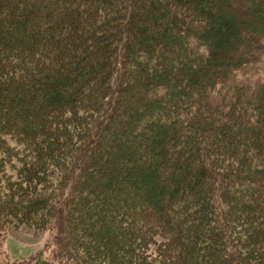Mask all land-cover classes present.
Instances as JSON below:
<instances>
[{
	"label": "trees",
	"instance_id": "16d2710c",
	"mask_svg": "<svg viewBox=\"0 0 264 264\" xmlns=\"http://www.w3.org/2000/svg\"><path fill=\"white\" fill-rule=\"evenodd\" d=\"M7 3L2 19L11 11V19L7 21L24 32L22 37L6 41L7 48L27 51L26 47L48 41V50L54 49L47 57L39 45L33 63L29 61L18 68L9 64L7 77L2 78L0 73V85L6 89L2 93L0 88L1 108L4 103L19 106L22 100L37 103L31 122L26 120L22 128L15 129L32 156L40 160L52 157L54 147L58 144L60 148L59 141H65L61 137V123L65 121L57 111L61 106L85 94L95 96L101 103L111 92L117 93L109 113L98 121V131L95 125L92 131H82L85 142L80 154H76L81 167L73 170L75 162H69V170H61L66 197L62 202L56 201L57 192V196L46 199L50 212L55 214L49 217L57 219L60 228L57 264H240L236 254L248 258L249 253L244 249L241 252L240 248L233 252L224 249L228 248L225 244L230 238L219 225L215 208L220 201L214 192L219 193L215 190L219 179L240 180L245 186L241 189L228 186L231 193L239 195L244 191L248 198L256 197L259 203H264V81L254 88L231 82L235 71L254 65L264 52V0H135L125 16L120 14L119 6L118 11L115 8L114 18L107 24L112 26L103 32L100 26L89 30H101L96 36L82 31L85 22L79 16L83 9L77 0ZM56 13L61 14L56 17V24L43 20ZM29 15H42L45 23L37 29ZM3 20L7 23L6 18ZM119 20L123 22L120 27ZM3 28L9 29V24L1 25L2 31ZM55 28L58 30L54 31ZM74 45L78 48L77 55L68 53ZM117 71L115 88L114 81L113 84L110 81ZM1 110L6 123L9 115L4 108ZM161 111H167L170 120ZM227 117L225 125L222 121ZM180 120L185 123L183 128L177 126L172 131L165 124L178 125ZM153 127L156 131L150 133ZM224 127L227 129L223 130ZM209 129L224 137L227 153H236L239 145L241 153L234 163L241 170H232L227 175L209 170L203 162L201 169L197 167L192 150L194 141ZM142 137H146L144 143ZM159 140L169 143L167 152L165 147L149 150ZM116 142H119L118 150ZM145 150L149 153L146 159ZM59 154L63 159V154ZM166 154L171 159L166 166L174 170L168 184H158L159 177L166 173ZM139 160L147 162L145 169L126 164ZM157 164L163 165L162 170L149 167ZM104 169L109 172L98 181L97 176ZM34 174L35 170L25 173L24 180L34 179ZM148 181L153 183L150 188L165 200L163 214L147 216V224L153 227L151 232L143 224L144 228L137 227L141 231L136 228L134 231L140 237H152V241L153 232L163 235L165 254L157 250L152 253L142 239H134L136 234L132 238L134 243L128 245L120 238L127 228L125 219H130L127 215L135 209L131 202L125 201L124 187L128 192L127 187L135 190L136 185ZM25 190H19V196L9 191L1 200L13 201L18 212L23 209L39 214L40 205L46 201L39 199L40 203H36L34 195L27 196ZM231 193L225 190L224 194L227 205L234 209L232 214L240 219H259L261 225L253 226L249 234L252 238L256 235L262 238L264 207L260 204L263 208L253 213L248 200L238 203L234 196L227 195ZM139 196L138 200L144 203L152 201L147 192L136 194L135 198ZM19 197L21 205L15 202ZM124 205L131 213H124ZM246 258L241 264H257L256 260Z\"/></svg>",
	"mask_w": 264,
	"mask_h": 264
},
{
	"label": "rangeland",
	"instance_id": "374dc122",
	"mask_svg": "<svg viewBox=\"0 0 264 264\" xmlns=\"http://www.w3.org/2000/svg\"><path fill=\"white\" fill-rule=\"evenodd\" d=\"M15 1L16 0H0V24L2 26L3 24L4 26H6V24H9V29L3 28V31L1 30L0 25V73L3 75L2 78L7 77V74L9 73V64L14 65V68H18L23 63L29 61H31L29 63H33L32 60H34L35 58L34 53L39 45L41 48L40 51L47 57H49L50 52L54 50L53 47L51 51L48 50V41H41L35 46L26 47L25 50L27 51L21 52H19L17 49L14 50L13 47L7 48V46L4 45L6 41L12 42L11 39L16 40V38H18L19 36L22 37L24 33L19 31L17 27H15L17 29H15L14 26L12 27L11 22L7 21L8 18L11 19V11H9V14H5V17H3V19L6 18L5 21L7 23L3 22L4 20L2 19L3 12H5V9H7L5 8V5L8 4L7 2ZM112 1H114L115 3H112ZM107 2L108 3H105V1L103 0H77V5H79V8L83 9V14L79 16V19H82V21L85 22L84 24H82V31L88 33V36L91 34L96 36L98 33H100L101 30L103 32L106 27L112 26H108L107 24H109L108 22L113 20H111V18H114L112 14L115 11V8L118 11V6L121 8L119 10L120 14L122 13V16H125L126 13L130 9L132 10V7L135 5V0H108ZM8 9L10 10L11 8L9 7ZM59 15L61 14L56 13V16L54 15V17L48 16L50 18H41L42 15L40 17H36L35 15L29 16L31 20H33V23L36 24V27L38 29V25L43 24L47 21L56 24V17H58ZM69 16L73 17V15ZM69 18L71 19V17ZM41 19H43L45 22H42ZM122 24L123 22L121 20L117 21L118 27H120ZM95 26H100L101 30H98L96 32L95 30L89 31ZM33 27H35V25H33ZM33 30L35 29H31V31ZM53 30L57 31L58 28H55ZM24 31L25 34L28 32L27 27L24 29ZM122 32L125 31L123 30ZM74 46L75 48L73 49V51L68 48V53L72 52L77 55L78 48L76 47V45ZM79 46L82 47L81 44H79ZM40 51L38 53H40ZM79 51L78 53H80ZM95 52L96 51H94V53ZM93 61L94 59L89 62ZM54 63H56V61H54ZM118 72L119 71L113 74L110 84H113L112 81L115 80L117 74H119ZM262 81H264V52L260 56L257 63H255L254 65L247 66L246 68L242 67L240 68V70L238 69L234 72L233 78H231L232 83L247 84L252 86V88L256 87V85L261 83ZM115 82L116 81H114L113 86L116 88L117 84ZM113 86L110 85V91H112ZM179 87L182 89V84H180ZM0 88L2 90V93L6 90L5 86L0 85ZM88 89H90V87H88ZM115 94L117 95V93H115L114 91L111 92V94L107 96V99H103L101 103H98L96 101L97 98L95 96L91 97L90 94H85L80 98L77 97L78 99H74L71 103H67L61 106L57 111H59V116H62V121H65V123H61V128H63V130H61L62 136L60 135L62 138H65V141H59L60 148L58 147V144L56 148L54 147V152L52 151L51 155L52 157H43L41 160L39 159V157L32 156V153H30V149L25 147L24 143L19 139V134L15 132V129H19L24 126L26 120L31 122L30 118H32L35 112L37 103H35L34 101H27L25 103L22 100V102L19 103V106L13 104V106L11 107L10 105H5L4 103L2 105V108L0 107V264H57L56 252L60 228L57 227V219L49 217H54L55 214L50 212V203L47 202L46 199L48 196L50 199L53 198V195L57 196V192L58 197L56 198V201L62 202L63 199L66 197V192L64 190L66 188V184L63 183L61 170H69V162H75V164L73 165V170L79 168L80 159H78L77 162L78 156L76 154H80L81 146H83L85 142L83 138L86 136L85 133H82V131H92L94 130V125L98 131L100 126L98 121L101 119V116H103L105 113H109L111 109L112 98L113 96H115ZM218 94H220V92L217 93V96H215L216 98H218ZM3 108L5 113L7 112L9 115V122L7 121L6 123L4 122V118H2L1 114L3 113V110H1ZM178 110L180 113H182L179 108ZM161 113L165 118L170 120L171 115L168 117L169 114L167 111H161ZM226 119H228V117L225 119L223 118L222 121L223 123H225V125H227L226 122H228L225 121ZM165 124H168L169 126L167 128L172 131L177 126L179 128H183L185 123L180 120L178 122V125L176 122H165ZM71 128H74V130L72 131ZM76 129L77 131L75 132ZM226 129L227 128L224 127L223 130ZM214 130L215 129H209V132L201 133L200 137H198L194 141V149L192 150H195L193 158L195 162L198 163L197 167L201 169L200 163L203 162L206 164L205 166H207L209 170H212L215 173H219L221 171L223 173H226L227 175L230 174L232 170H241L238 165L234 163L235 157L239 156L241 153V148H239V145H236V153H227V150H224L227 142L225 141L224 137L220 138L216 136L215 134L217 133V131L215 132ZM155 131L156 128L153 127L150 130V133ZM145 141L146 137H142L141 143H144ZM118 143L119 142H116V147H119ZM124 146L126 147V144H124ZM169 146V143L164 144L163 141L159 140L156 141V144H151L149 150L150 148L155 149L159 147H165V150L167 152ZM59 153L63 154V159L60 158L61 156ZM143 156L145 157V159L148 158V151L145 150ZM165 159L166 160H164V170L166 171V173L164 172V174L162 175L163 178L160 179L159 177L157 182L158 184L161 182H166V184H168V181L170 179V173H172L171 171L174 170V168H172L170 165L166 166L167 162H171V159L167 157V154L165 156ZM141 163L143 162L139 160V162H135V164L133 162H127L126 164H130V166H133L134 168L139 167L145 169L147 167V162L143 164ZM149 167H151L152 169L154 168V170L160 171L162 170L163 165L159 166L157 164ZM33 170L36 171V174H34V179L28 177L27 181H25V173L32 172ZM106 172L109 171H107V169H104L102 175L97 176V180L101 181L103 177L106 176L104 175L106 174ZM227 181L219 179L218 187H216L217 189H215L217 192L219 191V193L216 194V192H214V197H219V200L217 201H220V203L217 204V206L219 205V207L215 208L218 209V213L216 216L218 218V221L220 222L219 225L226 229V233L229 234L228 238H230L229 243L225 244V246L228 248L224 249L232 250L233 252L237 251L238 248H240V252L241 249H244L247 252V255L249 253L248 258L242 257L241 254L240 256L236 254V259L238 262L246 258V260H256L257 264H264V235L262 236V238H259L260 235H256V237L252 238V236L250 237L249 234L253 226L255 227L256 225H261L258 222L259 219H256L254 217L251 219H249V217H245L244 219H240V216H238V218L235 217V215L232 214L234 211L233 207L229 206V203L227 205L228 201H226L225 199L227 198V196L224 194L225 190L228 193H231L228 186L231 188L232 186L235 187L236 185L239 186L241 189V187H244L246 183L243 181L241 182L240 180L237 181L231 179L229 182ZM150 187L153 188V183H151L150 181L144 183L142 182L139 185H136L135 190L131 188L133 191L129 190V188L127 187L128 192H126V187H124V191L122 193L125 196V201L131 202L132 207H134L135 209H133V213L131 215H127L130 217V219L124 218L127 223V228H124V232L120 234V238H123V242L128 245V243L131 244L132 241V243H134V240L132 238L136 234L134 236V239L138 237L140 238V241L142 239L144 241L145 246H148L147 249L150 250L152 253L154 250H157L158 253L163 252V254H165V251L167 252V246L165 239H163V235L156 234L155 232H153L155 235L153 236L154 238L152 241V237L151 239H148L146 235L140 237V234H137V232L134 231L135 228L138 229L137 227L139 225H144L145 228L147 227V230L149 228V232H151V230H153V227L150 226V223L149 225L147 224V216L148 218L152 216L160 217L163 214L165 200H161L159 192L153 191ZM19 190H25V192L23 193L27 194V196L29 195V197L34 195L32 197L35 198L34 201L36 203H40L39 199H41L42 202L46 201V203L40 205V208H42V210L40 209L39 214H36L31 210L28 211L23 209L18 212V210L14 209V204L12 205V203H14L13 201L4 202L1 200V197L7 195L9 191L10 194L16 192V195L19 196ZM144 192H147L149 195H151L152 201L144 203V201L138 200L140 196L135 198L136 194H144ZM241 193L243 195H241ZM241 193L239 195H237V193H231L227 195L234 196L238 203L242 204L248 200V202L250 203L249 206L252 205L251 211L253 213L260 211V209L264 207V203H259L258 198H254L251 196V198H248L249 195L247 193H245L244 191H242ZM63 194L64 196H62ZM19 200L20 197L15 200V202L17 204H20V201L22 200ZM260 204L263 207L260 208ZM124 206V213H126V211L128 213H131L129 207L127 205ZM237 207H235L236 210ZM62 209L63 206H60V211H63ZM24 211H26L25 214ZM40 214L42 215L41 219ZM230 214L232 215L229 216ZM261 223L262 227H264V221H262ZM213 230H215V232H218V230H216L215 228ZM252 243H259V245H254ZM151 259H153V257Z\"/></svg>",
	"mask_w": 264,
	"mask_h": 264
}]
</instances>
